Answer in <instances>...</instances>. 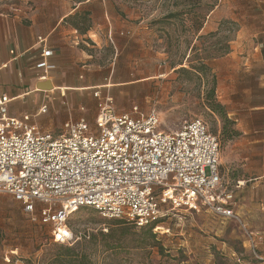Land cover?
<instances>
[{"label":"rangeland","instance_id":"1","mask_svg":"<svg viewBox=\"0 0 264 264\" xmlns=\"http://www.w3.org/2000/svg\"><path fill=\"white\" fill-rule=\"evenodd\" d=\"M217 1L150 0L141 3L128 0V7H133L139 14L136 31L139 41L131 44L124 41L119 57L114 61L107 57V65L113 67V75L110 82L105 83L117 113H129L134 107L142 114L154 109L164 131L175 130L184 120H201L218 141L220 173L223 182L231 184L241 176L244 166L250 167L253 162V167L261 168L264 159V146L260 142L254 145L246 142L250 135H244L245 127L238 124L240 119L252 120L258 132L255 137H260L264 116L260 110L251 108V101L260 97V89L254 85L257 78L241 72L247 68L264 70V63L254 55L256 48L257 53L260 50L255 42L252 46L241 47L242 53L249 51L255 56L248 67L244 59L237 62L226 55L207 60L216 76V100L225 108L227 119L233 123L232 128L239 133L232 139H226L221 118L209 109L204 97L210 84L190 69L196 64V59L213 57L221 53L218 51L221 48H229L228 42L239 28L238 23L230 27L222 25L221 21L213 22L218 25L217 31L202 32ZM32 4L31 0H0V16L19 17L24 11L22 8ZM170 13L178 16L166 19ZM181 68L190 73H177ZM234 70L240 71L236 92L234 86L231 88ZM126 82L131 84L122 85ZM47 101V110L40 115H48L52 110L56 112L57 106L63 105H55L56 102L51 105ZM90 124L93 126V121ZM257 192L264 195V191ZM164 210L168 209L164 207ZM67 226L73 237L67 247L75 248L83 237L87 242L94 238L86 251L91 264L258 262L247 252L249 231L241 217L239 221H223L205 209L198 212L185 209L169 211L168 216L160 221V229L156 233L123 221L103 219L91 208H81L71 214ZM61 245L51 241L48 226L41 225L36 217L33 219L24 214L11 197L0 194V264H7V261L14 264H52Z\"/></svg>","mask_w":264,"mask_h":264},{"label":"built area","instance_id":"2","mask_svg":"<svg viewBox=\"0 0 264 264\" xmlns=\"http://www.w3.org/2000/svg\"><path fill=\"white\" fill-rule=\"evenodd\" d=\"M50 55L42 53L43 59ZM39 67L48 68L44 62ZM93 97V126L81 119L53 134L10 117L13 99L0 96V194L48 226L53 243H71L67 221L81 208L154 233L176 209L239 221L232 205L241 185L223 182L218 141L201 120L164 131L154 109L117 113L111 97ZM46 110L43 105L38 113ZM247 240L254 250L255 238L247 233Z\"/></svg>","mask_w":264,"mask_h":264},{"label":"crops","instance_id":"3","mask_svg":"<svg viewBox=\"0 0 264 264\" xmlns=\"http://www.w3.org/2000/svg\"><path fill=\"white\" fill-rule=\"evenodd\" d=\"M31 1L33 4L22 8L19 17L0 16V96L13 99L9 116L53 134H58L66 122L84 119L91 126L96 115L93 94L111 97L105 82H110L113 67L107 65V57L114 61L122 54L124 41H139L138 11L128 7V0ZM221 21L238 23L239 27L228 42L226 57L237 62L244 59L248 67L256 55L264 63V0H218L202 32L217 31L218 25L213 22ZM254 42L260 46L259 53L258 48L254 55L242 53V46H252ZM43 51L51 55L43 59ZM42 62L48 68L39 67ZM241 73L257 78L254 85L260 89V97L251 101V108L264 116V70L247 68ZM232 74L231 88L234 86L236 92L240 71ZM125 84L131 82L122 83ZM46 100L51 105H63L48 115L35 113L38 107L47 106ZM238 124L245 127L244 135H250L246 142L264 146V117L259 138L255 137L258 132L252 120L240 119ZM241 173L233 183H225L232 189L241 185L234 191L232 207L256 240L254 250L248 246L247 252L257 264H264V159L261 168L253 167L252 162Z\"/></svg>","mask_w":264,"mask_h":264},{"label":"trees","instance_id":"4","mask_svg":"<svg viewBox=\"0 0 264 264\" xmlns=\"http://www.w3.org/2000/svg\"><path fill=\"white\" fill-rule=\"evenodd\" d=\"M178 14L170 13L166 19L168 18H175ZM222 25H228L230 27L235 26L234 23L224 21ZM202 28V25L199 26L198 31ZM224 50V51H220ZM218 50L221 52L219 55L207 58H198L195 60V65H191L190 69L198 76V78H206L207 82L210 84V88L207 89L204 93L205 100L209 106V109L216 113L223 123L224 128V137L226 139H232L239 135V133L232 128L233 123L229 121L226 117L225 108L217 102L216 100V76L214 75L212 69L208 66L207 60H212L216 58H220L226 55L229 51L227 46ZM177 73H185L189 74L190 71L181 68L176 71ZM121 221V220H116ZM124 222V221H123ZM126 223V222H125ZM160 223V222H159ZM142 229H149L152 231V228H142ZM86 237H83V241L76 243V247H67L68 245H61L58 248L59 253L53 257L51 261L52 264H91L90 255L86 252L91 242H93L94 238H89L90 241H85Z\"/></svg>","mask_w":264,"mask_h":264}]
</instances>
